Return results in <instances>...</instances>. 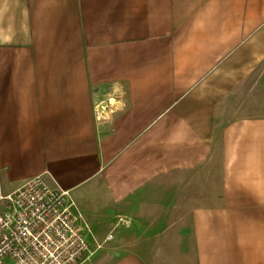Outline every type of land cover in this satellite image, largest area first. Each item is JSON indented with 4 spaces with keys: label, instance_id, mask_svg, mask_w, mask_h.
Segmentation results:
<instances>
[{
    "label": "crops",
    "instance_id": "obj_1",
    "mask_svg": "<svg viewBox=\"0 0 264 264\" xmlns=\"http://www.w3.org/2000/svg\"><path fill=\"white\" fill-rule=\"evenodd\" d=\"M36 176L81 264H264V0H0V213Z\"/></svg>",
    "mask_w": 264,
    "mask_h": 264
},
{
    "label": "built area",
    "instance_id": "obj_2",
    "mask_svg": "<svg viewBox=\"0 0 264 264\" xmlns=\"http://www.w3.org/2000/svg\"><path fill=\"white\" fill-rule=\"evenodd\" d=\"M1 199L8 203L0 213V264H81L88 257L69 191L36 176Z\"/></svg>",
    "mask_w": 264,
    "mask_h": 264
},
{
    "label": "rangeland",
    "instance_id": "obj_3",
    "mask_svg": "<svg viewBox=\"0 0 264 264\" xmlns=\"http://www.w3.org/2000/svg\"><path fill=\"white\" fill-rule=\"evenodd\" d=\"M112 103H114L113 100H112ZM121 225L123 226V223H122ZM121 225H120V226H121ZM108 236L110 237V236H112V234H108ZM108 236H107V237H108ZM112 237H113V236H112ZM9 264H13V263H9Z\"/></svg>",
    "mask_w": 264,
    "mask_h": 264
}]
</instances>
